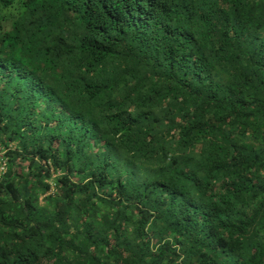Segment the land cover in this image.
<instances>
[{
  "label": "trees",
  "instance_id": "trees-1",
  "mask_svg": "<svg viewBox=\"0 0 264 264\" xmlns=\"http://www.w3.org/2000/svg\"><path fill=\"white\" fill-rule=\"evenodd\" d=\"M0 264H264V0H0Z\"/></svg>",
  "mask_w": 264,
  "mask_h": 264
},
{
  "label": "built area",
  "instance_id": "built-area-1",
  "mask_svg": "<svg viewBox=\"0 0 264 264\" xmlns=\"http://www.w3.org/2000/svg\"><path fill=\"white\" fill-rule=\"evenodd\" d=\"M4 171V163L2 159H0V174Z\"/></svg>",
  "mask_w": 264,
  "mask_h": 264
}]
</instances>
